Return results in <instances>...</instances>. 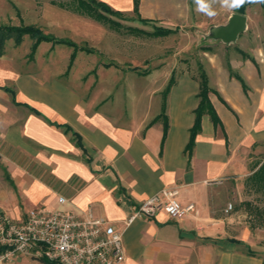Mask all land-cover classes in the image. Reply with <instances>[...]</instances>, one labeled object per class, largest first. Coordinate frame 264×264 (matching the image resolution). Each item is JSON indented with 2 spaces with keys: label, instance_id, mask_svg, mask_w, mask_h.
<instances>
[{
  "label": "crops",
  "instance_id": "obj_1",
  "mask_svg": "<svg viewBox=\"0 0 264 264\" xmlns=\"http://www.w3.org/2000/svg\"><path fill=\"white\" fill-rule=\"evenodd\" d=\"M98 1L122 18L134 14L174 33L190 14L188 0H139L137 8L135 0ZM249 4L243 14V6L218 5L213 27L238 13L247 18L245 32L232 43L209 37L215 44L200 54L198 72L172 69L163 86L146 95L132 96L118 84L109 89L101 76L100 88L85 89L0 68V211L16 220L39 207L103 218L123 234L121 264H264V223L254 212L264 209V191L250 184L264 165V6L253 3L260 11L250 10ZM71 49L64 77L81 52L69 67ZM117 69L104 63L101 73ZM202 70L218 122L204 114L188 151ZM172 76L165 129L160 115ZM144 98L147 106L138 107ZM164 190L176 191L175 199L194 210L177 219L161 211L130 220ZM241 193L246 198L238 202ZM19 264L47 262L23 256Z\"/></svg>",
  "mask_w": 264,
  "mask_h": 264
},
{
  "label": "rangeland",
  "instance_id": "obj_2",
  "mask_svg": "<svg viewBox=\"0 0 264 264\" xmlns=\"http://www.w3.org/2000/svg\"><path fill=\"white\" fill-rule=\"evenodd\" d=\"M88 1V0H83ZM77 0H0V25L33 26L58 39L70 40L79 47L87 48L93 53L80 52L73 71L68 77L66 70L71 48L58 46L53 51L50 44H42L36 56L30 59L32 40L25 36L22 43L16 45L8 41L3 56H0V68L11 70L17 74L41 73L46 78H57L62 84L73 83L85 86V89L100 88V76L109 89L124 87L131 95L149 94L154 88L164 84V74L172 69L176 73L198 72L200 54L209 44L215 41L209 38L210 30L216 17L209 18L196 11L193 0H188L189 17L187 21L173 26L176 32L159 38L143 35L134 36L130 32L120 34L106 25L72 10ZM250 10H259L253 3ZM218 13V5L215 6ZM260 11V10H259ZM125 27L140 28L153 32L158 26L153 23L144 24L134 14H126L124 18L113 17ZM33 60V61H32ZM116 64L120 69L108 73L102 71V64ZM134 69L135 71H133ZM94 70V71H93ZM152 72L148 79L136 80V72ZM125 74L122 77L123 73ZM115 73L122 78L115 77ZM158 98L154 97V99ZM145 100V101H144ZM147 101V102H146ZM148 98H144L138 107L144 108ZM261 194H254L253 199L262 200ZM246 198L245 193L238 194V202ZM248 198V197H247Z\"/></svg>",
  "mask_w": 264,
  "mask_h": 264
},
{
  "label": "built area",
  "instance_id": "obj_3",
  "mask_svg": "<svg viewBox=\"0 0 264 264\" xmlns=\"http://www.w3.org/2000/svg\"><path fill=\"white\" fill-rule=\"evenodd\" d=\"M176 194L164 190L146 199L130 220L161 211L177 219L192 212L195 206L181 205ZM23 256L51 264H121L126 257L123 234L103 218L39 207L16 220L0 211V264H19Z\"/></svg>",
  "mask_w": 264,
  "mask_h": 264
},
{
  "label": "trees",
  "instance_id": "obj_4",
  "mask_svg": "<svg viewBox=\"0 0 264 264\" xmlns=\"http://www.w3.org/2000/svg\"><path fill=\"white\" fill-rule=\"evenodd\" d=\"M138 3L139 0H135L136 8ZM262 4L264 6V2H262ZM241 9L242 11H240L239 13L243 14L245 6H243ZM72 10L79 14L86 15L94 19L95 21H98L106 25L107 27H109V29L119 33L126 31L132 33L134 36L143 35L150 38L167 37L172 33H174V31L172 30L163 29L160 27L153 32H147L140 28L125 27L120 21L115 20L113 18V17L122 18L121 13L112 10L108 5H106L103 2H99L98 0H88V1L77 0ZM141 22L144 24L149 23L146 20H141ZM25 36H28L33 41L31 45V52L29 54L30 59L34 58L38 47L42 43H50L53 47L58 45H65L73 48L74 52L71 56L69 67L72 66L76 58V55L79 51L82 52L84 51L88 54L93 53L92 50L79 47L70 40L58 39L51 34L44 33L41 29L37 27L25 26L21 24L20 26L0 25V56L4 55L5 47L8 41L12 40L16 45H19L22 43ZM200 78H201V85H200L199 97L201 101L196 110V121L191 131V137L187 147L188 151H191L195 143V137L200 130L201 119L204 114L206 113L209 114L216 123L218 122V117L209 101L208 94L210 92V89L208 87L207 76L203 70L200 72ZM174 83H175V78L172 76L163 94L164 101L162 105V112L160 118L164 120L165 129H167V117L165 114L166 112L165 99ZM250 184L257 191L260 190L264 191V165L260 168V170L256 174H254V176H252ZM254 212H256V215L258 216V220L264 223V209L257 208L254 210ZM47 264H51V263H47Z\"/></svg>",
  "mask_w": 264,
  "mask_h": 264
},
{
  "label": "water",
  "instance_id": "obj_5",
  "mask_svg": "<svg viewBox=\"0 0 264 264\" xmlns=\"http://www.w3.org/2000/svg\"><path fill=\"white\" fill-rule=\"evenodd\" d=\"M247 28V18L245 15L233 14L226 25L213 27L209 37L214 40H221L224 43H232L245 32Z\"/></svg>",
  "mask_w": 264,
  "mask_h": 264
},
{
  "label": "clouds",
  "instance_id": "obj_6",
  "mask_svg": "<svg viewBox=\"0 0 264 264\" xmlns=\"http://www.w3.org/2000/svg\"><path fill=\"white\" fill-rule=\"evenodd\" d=\"M264 2V0H193L198 13L204 14L209 18L215 17L217 11L215 6L232 11L244 6L246 3Z\"/></svg>",
  "mask_w": 264,
  "mask_h": 264
}]
</instances>
